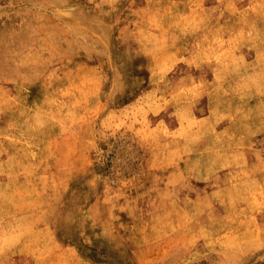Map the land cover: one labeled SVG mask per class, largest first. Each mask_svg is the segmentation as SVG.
Returning a JSON list of instances; mask_svg holds the SVG:
<instances>
[{
	"label": "rangeland",
	"instance_id": "rangeland-1",
	"mask_svg": "<svg viewBox=\"0 0 264 264\" xmlns=\"http://www.w3.org/2000/svg\"><path fill=\"white\" fill-rule=\"evenodd\" d=\"M256 20L264 0H0V264H264V176L188 148Z\"/></svg>",
	"mask_w": 264,
	"mask_h": 264
},
{
	"label": "bare ground",
	"instance_id": "bare-ground-1",
	"mask_svg": "<svg viewBox=\"0 0 264 264\" xmlns=\"http://www.w3.org/2000/svg\"><path fill=\"white\" fill-rule=\"evenodd\" d=\"M259 3H261V2H259ZM218 7H219V5H218ZM218 7H217V9H218ZM218 16H220V15H218ZM33 23H37V21H35V22L33 21ZM248 25H250V23ZM251 25H254L253 26L254 32L256 33V36L254 37L255 41L253 43L250 39H248L249 36H244V38H243L244 41L242 40L243 42L240 43V46L238 45V46H235L231 49L221 50V51L217 52L215 56H213L214 58L212 61H214V62L212 65H210V70H211L210 74L212 75L210 78L212 80L214 90L212 92H209L208 95L201 93V95H204V96H202L200 103L204 104V111L205 112L204 113L202 112L203 115L201 117L194 119V120H196L195 123L197 122L199 125V128H200L199 133L202 134V136L198 141H196V137H195V139H193L190 142L188 148H189L190 152L195 153V154H192L191 162L197 163L199 166L215 165L216 169H218L219 167H221V166L224 167L226 165L238 166V165L244 164V165H247V167H252L253 172L250 169L252 174L257 179H259V178L264 176V170H261V168H264V26L262 25V23L259 20H256L255 22L251 23ZM239 32H240V29H239ZM214 34H212V35H214ZM237 39H238V36H237ZM207 42L208 41H206V43ZM219 44L221 45V42ZM207 52H209V51H207ZM208 54H210V53H208ZM208 54H206L207 57H208ZM210 55H212V54H210ZM202 57H203V55H202ZM206 59L207 58H205V60ZM209 59H211V58H209ZM205 62H207V61H205ZM169 69L171 70L172 68H169ZM165 72H166V70H165ZM179 80H181V79H179ZM200 87H201V89H203L202 86H200ZM175 91H176V89H175ZM196 92H197V90H196ZM195 95H197V94H195ZM148 96H146V97H148ZM154 99H155V97H154ZM154 107H157V106H154ZM156 113L157 112H155L154 114H156ZM186 115L183 113V111L181 109L178 110V116L181 117V119H182L181 121H183V124L186 121H189L185 118ZM189 115H191V114H189ZM161 120L163 121V119H161ZM190 122H192V121H190ZM189 125L190 124H188V127H189ZM205 127L207 128L206 131H208V132L204 135L203 129ZM181 128H182V126H181ZM183 129H187V127L185 128L183 126ZM188 129H190V128H188ZM188 132L189 131H187V133ZM196 132H197V130H196ZM191 133H189V134H191ZM175 135H178V134H175ZM187 136L190 138L191 135L187 134ZM212 139L217 140L216 141L217 142V148L216 147L212 148V146L210 145V142ZM187 142H189V141H187ZM183 143L185 144V142H183ZM163 144H165V143H163ZM167 144H170V143H167ZM181 146L182 145H180V147ZM261 172H263V175L261 174ZM249 179H251V178H248V180ZM229 181L231 182V180H229ZM0 182H1V180H0ZM232 182H234V181H232ZM218 185H220V184H218ZM260 191L262 193H264V187L263 188L261 187ZM250 195L251 196L248 199L249 202L253 203V204H257L258 203V197H255L254 195L252 196V194H250ZM238 199H237V201H238ZM215 200H216V198H215ZM194 203H195V201H194ZM220 204H222V202ZM188 205H190V204H188ZM197 207H198V205H197ZM202 208H204V206ZM203 211H204V209H203ZM218 215H221V214H218ZM251 217H252V215H251ZM202 229H204V228H202ZM207 230H208V228H207ZM205 233L207 234V232H205ZM201 235H203V234L201 233ZM262 237H264V236H262ZM206 240H208V239H206ZM0 248H1V246H0ZM236 249H238V248H236ZM234 260H236V259H234Z\"/></svg>",
	"mask_w": 264,
	"mask_h": 264
}]
</instances>
